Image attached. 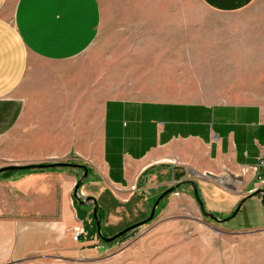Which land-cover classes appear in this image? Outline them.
<instances>
[{
    "label": "crops",
    "instance_id": "0c3cea01",
    "mask_svg": "<svg viewBox=\"0 0 264 264\" xmlns=\"http://www.w3.org/2000/svg\"><path fill=\"white\" fill-rule=\"evenodd\" d=\"M157 1L0 0V166L87 168L80 182L77 167L2 173L0 202L70 235L80 225L82 249L101 239L93 207L108 237L146 218L180 180L193 214L202 213L191 182L218 219L250 205L264 209V165L257 166L264 159V2L198 0L157 10ZM140 4L145 19L175 21L183 41L211 59V91L183 99L99 96L87 50L109 27L140 19L126 13Z\"/></svg>",
    "mask_w": 264,
    "mask_h": 264
},
{
    "label": "rangeland",
    "instance_id": "374dc122",
    "mask_svg": "<svg viewBox=\"0 0 264 264\" xmlns=\"http://www.w3.org/2000/svg\"><path fill=\"white\" fill-rule=\"evenodd\" d=\"M184 2L198 0H158L156 9ZM127 9L128 15L140 19L108 26L84 58L92 67L99 96L183 99L211 91V59L183 41V28L175 21L145 19L149 12L143 4ZM184 183L170 185L174 191L161 199L144 227L114 242L99 239L91 249H82L69 230L51 220L13 213L0 202V264H264V227L256 228L264 225V209L250 205L219 223L191 212L183 200ZM74 209L78 212L80 206Z\"/></svg>",
    "mask_w": 264,
    "mask_h": 264
},
{
    "label": "water",
    "instance_id": "95a60500",
    "mask_svg": "<svg viewBox=\"0 0 264 264\" xmlns=\"http://www.w3.org/2000/svg\"><path fill=\"white\" fill-rule=\"evenodd\" d=\"M77 167V168H82L83 169V175L80 177L79 181H82L86 174H87V168L84 165L81 164H77V163H68V162H63V161H50V162H43V163H27V164H6L3 166H0V174L5 173L7 171H11V170H24V169H46V168H52V167ZM192 187H193V192L196 193L197 189L196 186L193 182H191ZM78 187V185L76 186V188ZM174 186H170L168 188H166L165 190H163L154 200V202L152 203V206L150 208V212L148 214V216L146 218H144L143 220H141L140 222L134 223L130 226H127L125 228H123L122 230L118 231L117 233L105 237L103 235L100 234L99 232V222L97 220V213H96V207H93V217L95 219V224L97 226V231L99 234V237L106 243L112 242L114 239H116L117 236L129 231L130 229L133 228H137L138 226H141L145 223H147L148 221H150L152 219V217L155 215V211L157 208V205L159 203V201L165 197L168 193L173 192L174 191ZM88 200V199H87ZM262 200L264 201V191L262 190ZM238 208L235 209V211L232 213V215H234V213L237 211ZM204 216L209 217L219 223H222L225 219H218L216 216H214L211 213H206L204 214Z\"/></svg>",
    "mask_w": 264,
    "mask_h": 264
},
{
    "label": "trees",
    "instance_id": "16d2710c",
    "mask_svg": "<svg viewBox=\"0 0 264 264\" xmlns=\"http://www.w3.org/2000/svg\"><path fill=\"white\" fill-rule=\"evenodd\" d=\"M68 163H72V162H68ZM61 167H63V166H60V168H61ZM55 168H57V167L46 168V169H55ZM40 170H44V169H38V168H35V169H24V170H19V171H21V172H31V171H40ZM12 171H15V170L7 171V172H12ZM256 193H257V191H255L253 194H256ZM193 195H194V198H195V200H196V202H197V204H198V206H199V208H200L201 213H202L203 215L206 214L207 212H206V210H205V208H204L203 200H202V198L200 197V195H199V193H198V190H197L196 193L193 192ZM244 200H245V199H243L242 201H244ZM242 201H241V202H242ZM133 230H135V228L130 229L129 231H127V232H125V233H123V234L117 236L116 239H114L112 242L117 241V240H119V239H121V238L126 237V236H127L129 233H131Z\"/></svg>",
    "mask_w": 264,
    "mask_h": 264
},
{
    "label": "built area",
    "instance_id": "2783aa9c",
    "mask_svg": "<svg viewBox=\"0 0 264 264\" xmlns=\"http://www.w3.org/2000/svg\"><path fill=\"white\" fill-rule=\"evenodd\" d=\"M261 165H264V159L260 160L257 163V166H261ZM82 234H83V228L79 225L73 228L71 236L74 241H79Z\"/></svg>",
    "mask_w": 264,
    "mask_h": 264
}]
</instances>
